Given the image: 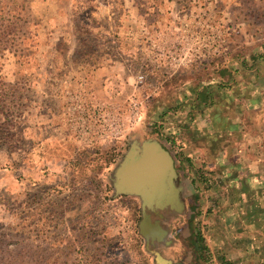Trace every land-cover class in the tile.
Masks as SVG:
<instances>
[{"label":"rangeland","instance_id":"374dc122","mask_svg":"<svg viewBox=\"0 0 264 264\" xmlns=\"http://www.w3.org/2000/svg\"><path fill=\"white\" fill-rule=\"evenodd\" d=\"M263 54L264 0H0V264H264V234L231 218L245 187L199 166L184 122ZM146 141L173 157L184 200L154 245L114 189Z\"/></svg>","mask_w":264,"mask_h":264},{"label":"crops","instance_id":"0c3cea01","mask_svg":"<svg viewBox=\"0 0 264 264\" xmlns=\"http://www.w3.org/2000/svg\"><path fill=\"white\" fill-rule=\"evenodd\" d=\"M261 56V64L243 70L250 78L238 81L239 77H235L229 84H213V92L221 95L220 98L210 99L205 90L208 97L201 102L197 93L203 109L196 116L187 115L189 119L184 121L189 126L185 130L188 150L196 149L199 166L203 170L219 171L218 178L228 179L230 186L245 187L232 200L238 207H234L231 218L235 225L244 219L243 229L249 235L264 234V222L259 221L264 219V56ZM182 151L185 153L186 149ZM186 160L191 163L189 157ZM259 186L262 190L256 192ZM243 203L245 208L238 209ZM244 243L242 249L247 250L250 242ZM256 247L252 248L258 251L260 248ZM261 247L264 248V243ZM249 258L245 257V264H250Z\"/></svg>","mask_w":264,"mask_h":264},{"label":"water","instance_id":"95a60500","mask_svg":"<svg viewBox=\"0 0 264 264\" xmlns=\"http://www.w3.org/2000/svg\"><path fill=\"white\" fill-rule=\"evenodd\" d=\"M130 153L115 173L114 189L117 194L126 196H150L159 188H165L168 177L173 172V159L157 141H146L139 146V155ZM140 235L159 241L164 231L158 225H152L144 215L139 224Z\"/></svg>","mask_w":264,"mask_h":264},{"label":"flooded vegetation","instance_id":"af4514ba","mask_svg":"<svg viewBox=\"0 0 264 264\" xmlns=\"http://www.w3.org/2000/svg\"><path fill=\"white\" fill-rule=\"evenodd\" d=\"M141 144L136 142L132 144L123 155L120 165L127 160L132 152H136L135 157H138L139 146ZM182 193V185L180 184L179 175L177 174L173 159V172L172 175L168 177L165 188L162 187L157 189L155 193H150V196H135L140 202V221L143 219V216L146 215L152 225H158L159 221L161 222L167 214L172 215L173 213H182L184 209ZM147 240L153 245L160 243L158 242L156 235H154L153 240L150 238Z\"/></svg>","mask_w":264,"mask_h":264},{"label":"trees","instance_id":"16d2710c","mask_svg":"<svg viewBox=\"0 0 264 264\" xmlns=\"http://www.w3.org/2000/svg\"><path fill=\"white\" fill-rule=\"evenodd\" d=\"M263 56H264V54H263ZM259 57H262V56L260 55ZM203 90L204 91L199 93V95H198L201 99V102L202 101L205 102L207 97H208V95L205 94L206 89L204 88ZM194 245L196 247L197 253L199 254V259L200 260L203 259L202 261L206 262L208 260V258H202V256H203V253H206L208 251H207V248L204 244V240L197 233L194 235ZM218 260H219V264H231L229 261H227L223 257H219Z\"/></svg>","mask_w":264,"mask_h":264}]
</instances>
